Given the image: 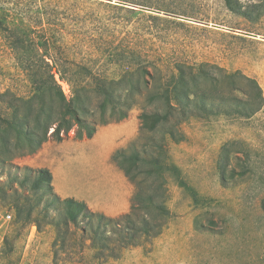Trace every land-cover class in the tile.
I'll return each instance as SVG.
<instances>
[{"label": "rangeland", "instance_id": "1", "mask_svg": "<svg viewBox=\"0 0 264 264\" xmlns=\"http://www.w3.org/2000/svg\"><path fill=\"white\" fill-rule=\"evenodd\" d=\"M155 1L146 2L150 10L125 6L137 10L129 15L100 0H0V22L15 20L30 28L28 42H49L53 50L58 42L70 60H93L94 72L102 76L120 77L124 63L139 54L157 79L175 73L177 63L211 74L216 80L203 86L219 98L208 103L207 113L192 108V116L176 131L179 142L165 129L142 128V113L154 107L137 96L126 119L100 124L91 139H77L72 129L63 141L51 139L36 154L0 166V264H264V14L250 22L230 11L225 0ZM237 3L247 6L258 0H232ZM58 28L64 30L61 36ZM101 44L125 62L107 61L110 49L99 50ZM235 72L254 79L262 90L263 104L250 118L230 113L237 104L233 98L251 100L231 86L227 74ZM237 81L245 94L253 93L245 81ZM60 84L69 99L70 87ZM32 93L0 26V111ZM120 151L165 159L162 191L170 216L158 237L140 238L138 246L112 258L120 252L118 246L111 243L110 250L97 253L86 224L63 225V206L54 196L84 202L91 212L108 218L129 213L136 189L113 159ZM41 169L52 174V192L32 188L33 171ZM26 176L29 183L22 186ZM20 195L35 207L38 228L16 225Z\"/></svg>", "mask_w": 264, "mask_h": 264}, {"label": "trees", "instance_id": "2", "mask_svg": "<svg viewBox=\"0 0 264 264\" xmlns=\"http://www.w3.org/2000/svg\"><path fill=\"white\" fill-rule=\"evenodd\" d=\"M100 1L102 3L106 1L108 3L104 5L118 11H126L129 15L137 14V10L125 6L146 10H150L151 7L146 5L149 0ZM113 1H117L118 4H111ZM225 1L230 11L250 22H255L264 14V0L247 6L240 3L233 5L232 0ZM155 3L161 5L160 0H156ZM254 12L255 16L252 14ZM143 16L150 20L160 19L151 14ZM0 26H3V31L8 35L11 48L15 51L18 62L33 87L30 97L15 99L0 111V166L3 168L12 165L17 158L36 154L51 139L63 141L72 129H76L77 139H91L100 124L126 119L131 108L137 103V96L147 100L154 107L153 111L142 113L140 117L142 128L150 131L165 129L174 142L182 140L176 137V131L192 116V108L207 113L211 110L208 103L214 104V101H219V98H214L215 94L203 86L204 83L215 81L216 78L209 73L202 74L203 71L195 66L177 63L174 66L175 73L172 72L168 78L157 79L147 69L150 63L143 64L139 54H135L133 62H125L124 58L115 54L113 48L101 44L98 46L99 50L110 49L109 55L106 54L107 61L116 63L117 60L118 63L125 62L127 65L120 77L109 78L94 72L93 60L87 62L70 60L60 52L58 42L54 48L56 52L49 42L39 41L37 44L28 42L30 36L26 31L27 27L18 21L0 22ZM58 29L56 34L61 36L64 30ZM94 43L95 41L92 42V46L96 49L99 43L96 45ZM39 49L43 50V53H40ZM134 53L130 52L132 55ZM227 75L233 89L251 97V100L247 99L245 102L233 98L232 103L237 104L230 113L239 118L252 117L263 104L261 87L254 79L241 72ZM237 80L245 81L253 93L245 94ZM60 82L70 87L72 95L69 99L63 92ZM120 86L122 88H119ZM216 95L220 97L221 91H217ZM92 97L96 100L92 101ZM157 147L162 149L160 145ZM113 159L136 189L129 213L118 218H108L91 212L84 202L73 198L62 200L54 196V202L63 206L62 222L66 228L70 224L74 226L86 224L89 227L90 241L97 253L110 250L112 243L115 247L118 246L116 251L120 252L116 255L113 251L111 257L120 258L122 251L138 246L140 238L152 240L165 228V220L169 218L170 211L166 205L168 196L162 191H166L162 181L168 165L162 156L141 154L126 156L121 151L117 152ZM222 167H225V164ZM25 170L31 171L29 168ZM33 175L35 177L33 190L44 189L52 192L53 177L49 170L33 171ZM27 183L29 182L26 176V182L22 181L21 184L24 186ZM5 197L12 198L7 194ZM15 205L16 225L39 227L38 222L33 220L35 207L31 205L26 195H20L15 200ZM82 233L86 234L87 231L82 229ZM58 245L56 241L55 249Z\"/></svg>", "mask_w": 264, "mask_h": 264}, {"label": "built area", "instance_id": "3", "mask_svg": "<svg viewBox=\"0 0 264 264\" xmlns=\"http://www.w3.org/2000/svg\"><path fill=\"white\" fill-rule=\"evenodd\" d=\"M65 90V89H64ZM66 91V90H65ZM11 219V215H7L6 216V220H10Z\"/></svg>", "mask_w": 264, "mask_h": 264}, {"label": "crops", "instance_id": "4", "mask_svg": "<svg viewBox=\"0 0 264 264\" xmlns=\"http://www.w3.org/2000/svg\"><path fill=\"white\" fill-rule=\"evenodd\" d=\"M124 177H125V176H124ZM124 180H125V181H129V180H126L125 178H124ZM126 207H127V206H126ZM127 208H128V207H127Z\"/></svg>", "mask_w": 264, "mask_h": 264}]
</instances>
